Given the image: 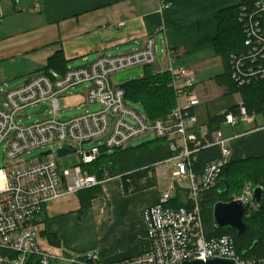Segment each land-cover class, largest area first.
I'll return each instance as SVG.
<instances>
[{"label":"built area","instance_id":"built-area-1","mask_svg":"<svg viewBox=\"0 0 264 264\" xmlns=\"http://www.w3.org/2000/svg\"><path fill=\"white\" fill-rule=\"evenodd\" d=\"M240 21L247 38V55L232 56L231 79L243 88L259 76L264 78V67L256 65L264 60V0L256 2L251 11L243 7ZM156 62L155 40L149 38L142 49L132 53L102 55L87 67H67L64 73L40 72L22 86L0 90V147L6 161L5 168L0 167V264H50L53 255L42 249L37 230L47 205L100 186L103 181L85 168L97 161L102 151L123 150L132 141L147 136L167 140L173 154L154 165L155 169L165 166L164 175L171 167L172 175L159 202L144 211L150 250L114 263H105L94 252L74 258L73 264H182L212 259L264 264V260L242 256L230 236L208 237L206 233L201 202L205 194L216 189L231 151L221 131L199 125L195 109L201 102L191 92L194 80L188 71L170 66L177 108L157 120L132 108L116 82L118 74L142 70ZM181 78L186 79L183 86L178 85ZM82 85L86 86L87 103L99 110L91 109L83 116L63 121L61 98ZM32 107H45L42 114L47 117L23 125L21 113ZM223 117L231 126L240 120H257V114H250L242 103L237 106V114L230 110ZM86 144L91 148L81 150ZM66 146L76 149L81 164L70 168L60 165L57 151ZM210 147L219 148L220 157L197 170L199 153ZM37 149H48L50 154L41 155L42 159L32 164H14L20 156ZM153 175L157 178L156 170L149 173V177ZM252 189L246 188L234 200L254 206ZM177 198L183 203L181 207L174 206Z\"/></svg>","mask_w":264,"mask_h":264},{"label":"crops","instance_id":"crops-1","mask_svg":"<svg viewBox=\"0 0 264 264\" xmlns=\"http://www.w3.org/2000/svg\"><path fill=\"white\" fill-rule=\"evenodd\" d=\"M244 1L0 0V90L26 84L54 57L67 67H87L94 56L129 54L153 38L165 61L157 60L148 71L163 74L170 66L188 71L194 80L191 92L201 102L195 113L199 125L206 126L210 117L233 108L237 114L243 102L239 94H234L239 103L230 102L217 83L226 67L216 42L218 14ZM185 82L181 78L178 85ZM263 126L258 118L221 127L231 151L229 163L264 157ZM100 190L80 217L86 192L47 205L37 230L42 249L53 255L50 264L94 252L105 263H114L150 250L144 211L159 202L165 189L157 184L126 194L122 179L116 177L103 181Z\"/></svg>","mask_w":264,"mask_h":264},{"label":"trees","instance_id":"trees-1","mask_svg":"<svg viewBox=\"0 0 264 264\" xmlns=\"http://www.w3.org/2000/svg\"><path fill=\"white\" fill-rule=\"evenodd\" d=\"M258 1L260 0H246L234 8L218 14L219 35L216 48L226 70L224 74L217 78V83L225 88V95L239 94L242 97V104L247 107L250 114L256 113L257 119L262 118L264 120V78L259 76L243 88L237 87L231 79L232 56L247 55V38L240 21L242 8L247 7L251 11ZM256 65L264 67V60H258ZM147 68H144L146 71L141 79H135L125 84L119 82V86L125 91L128 102H140L144 105L147 118L150 120L162 119L177 108V95L172 86V77L169 72L154 75ZM66 70L67 64L64 63L63 59L54 57L42 72L57 71L64 73ZM224 124L222 115L210 117L206 126L215 132L220 131ZM172 155L167 140L153 139L136 147H128L113 152L102 151L97 161L85 169L90 174L95 175L99 181L116 177L121 178L125 193L132 194L155 187L157 178L149 177V173H155L154 165L170 159ZM219 157L220 152L217 147L203 149L199 153L196 169L201 170L205 164ZM255 167L264 168V157L232 162L225 166L220 178L219 188L205 194L201 202V209L208 237L230 236L234 240L237 251L242 256L264 260V204L261 209L256 206L247 208L245 222L248 229L240 236L232 228L215 227L213 221V207L215 204L230 202L228 195L233 191H241L235 188L237 179L241 178L240 182L252 179L258 181L259 175H253ZM244 173L245 175H243ZM256 186L264 187V179ZM85 192L88 194V199L86 202L83 201L79 217L83 210L89 207L92 201L100 195V186ZM182 205L183 203L177 198L174 206L181 207ZM53 244H59V240Z\"/></svg>","mask_w":264,"mask_h":264},{"label":"rangeland","instance_id":"rangeland-1","mask_svg":"<svg viewBox=\"0 0 264 264\" xmlns=\"http://www.w3.org/2000/svg\"><path fill=\"white\" fill-rule=\"evenodd\" d=\"M157 60H158V63L165 61V57L162 55V52L160 49L157 50ZM145 71H146L145 69H142L139 74L130 75V76L126 77L125 79H123L121 81V84H125V83L132 81V80H135V79H141L143 77ZM85 88H86L85 85L76 87V88L70 90L69 93H67L65 95V97L61 98L60 105H61V108L63 109V112H61L60 116L62 118L80 117V116L85 115L88 111H90L92 109V107L87 103L86 98L82 96ZM227 97H229V96H227ZM228 100H230V102H233V103H239L240 102V98L237 95H234V97H231V95H230ZM182 103L185 104L186 102L182 101ZM129 105L132 108L138 110L142 116L148 117L147 112L145 110V107L142 103L130 101ZM39 110H40L39 107H32V108H28L25 111H23L21 113L22 124L23 125H31V124H34V123L39 122V121H44L46 119L47 115L38 114ZM260 120H262V118L261 119L259 118V122H260ZM151 140H153V139L150 136L138 138V139L132 141L128 147H136L138 145L147 143ZM90 148H91V145L86 144L85 146H83L81 148V150L87 151ZM47 151H48V149L34 150V151L30 152L29 154H24V155L20 156L18 158V160L16 162H14V164H16L18 162H20L21 166H24L26 164H32L35 161L42 159L41 155ZM81 161H82V159H81L80 155L76 153V154H72V155H68V156H65L63 158H60L59 163L64 168H70L74 165L81 164ZM5 164H6V161H5V156H4V152H3V147H0V167L5 168ZM164 169H165V166H160L156 169L157 184L160 187H162L163 189H168L170 182H171L170 178L172 175L171 174V167H169V166L167 167V174L166 175H164L162 172ZM254 170H255V173H253V175H256V176L259 175L258 181L255 179H252V180H246L244 182H240L241 178L237 179L235 181V184H236L235 188L238 190H241V191L240 192H234L233 191L234 193L232 192L231 194L228 195V200L233 201L236 197L241 196L246 188L252 189L259 182H261L264 179V177H263L264 176V168L255 167ZM245 173L243 175H245ZM152 177H154V175ZM235 191H237V190H235ZM53 264H73V262L60 261L59 263H57V262L53 261Z\"/></svg>","mask_w":264,"mask_h":264},{"label":"water","instance_id":"water-1","mask_svg":"<svg viewBox=\"0 0 264 264\" xmlns=\"http://www.w3.org/2000/svg\"><path fill=\"white\" fill-rule=\"evenodd\" d=\"M97 56H94L92 59H96ZM90 59V60H92ZM141 72L139 68L131 69L125 72H122L116 76V82H121L123 79L130 75H137ZM45 110V107H42L38 114H42ZM99 108L92 109L93 112L98 111ZM70 118H63V121H67ZM98 143V142H96ZM76 153V149L72 147H64L57 151V156L59 158H63L67 155H72ZM50 151L43 153L42 155H48ZM219 183L216 186V189L219 188ZM252 201L255 206L259 209L263 207L264 204V187L263 186H255L252 189ZM247 204H245L241 200H233L231 202H218L213 207V221L215 225L219 228H232L236 230L237 234L240 236L244 234L248 227L245 222V214L247 208H249ZM182 264H235L232 260L226 259H212L207 262L201 260H194L191 262H184Z\"/></svg>","mask_w":264,"mask_h":264}]
</instances>
